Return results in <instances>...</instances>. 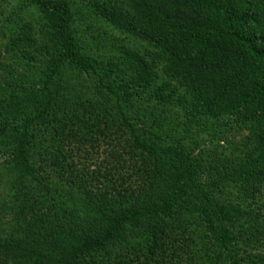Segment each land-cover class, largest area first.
<instances>
[{
    "label": "trees",
    "instance_id": "16d2710c",
    "mask_svg": "<svg viewBox=\"0 0 264 264\" xmlns=\"http://www.w3.org/2000/svg\"><path fill=\"white\" fill-rule=\"evenodd\" d=\"M1 1L0 264H264V0Z\"/></svg>",
    "mask_w": 264,
    "mask_h": 264
},
{
    "label": "rangeland",
    "instance_id": "374dc122",
    "mask_svg": "<svg viewBox=\"0 0 264 264\" xmlns=\"http://www.w3.org/2000/svg\"><path fill=\"white\" fill-rule=\"evenodd\" d=\"M74 7V11L77 13L76 27L78 31V36L83 43L86 45V48L90 53L98 54L102 58L106 56V50L109 48V45L113 42V38H122L123 35L113 29L111 27L97 19L95 14L91 12V6L98 3H108L113 0H68ZM10 4L13 5L14 2L10 1ZM5 8L4 1L0 0V8ZM5 10V9H4ZM33 16H27L28 19H32ZM7 37V30L4 28L0 29V64L6 69H13L14 62L9 57V53L3 51V47L5 44V40ZM126 39V38H125ZM125 42H128L124 40ZM129 45L135 47V49L143 50L142 46L144 43L139 44L135 41H129ZM19 69V68H17ZM3 76V70L0 68V77ZM242 132V131H241ZM236 131L235 129H229L227 132H223L221 134H217L215 136H207L202 135L200 140V147H211L214 144H218L220 147L227 149L230 145L238 143L240 137L245 134L243 131ZM209 140H208V139ZM198 150L194 151V154L197 153ZM227 151V150H226ZM201 180H205V176H201Z\"/></svg>",
    "mask_w": 264,
    "mask_h": 264
}]
</instances>
